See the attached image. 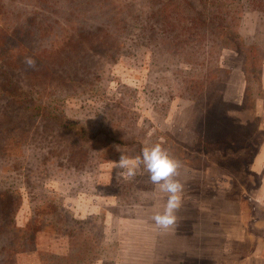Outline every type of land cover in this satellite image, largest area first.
Listing matches in <instances>:
<instances>
[{
  "label": "rangeland",
  "instance_id": "rangeland-1",
  "mask_svg": "<svg viewBox=\"0 0 264 264\" xmlns=\"http://www.w3.org/2000/svg\"><path fill=\"white\" fill-rule=\"evenodd\" d=\"M169 1L0 0L1 49L23 76L44 99L63 93L65 114L93 124L92 141L113 131L104 144L54 132L0 97V264H262L252 258L264 247L261 175L250 164L264 141V0L240 15L225 13L230 0ZM191 7L207 9V25L184 29ZM150 13L160 18L148 24ZM229 33L231 46L214 43ZM248 49L260 53L252 73ZM155 144L181 163L175 216L199 210L195 230L155 225L167 194L142 165L117 179L122 154L135 163Z\"/></svg>",
  "mask_w": 264,
  "mask_h": 264
},
{
  "label": "trees",
  "instance_id": "trees-1",
  "mask_svg": "<svg viewBox=\"0 0 264 264\" xmlns=\"http://www.w3.org/2000/svg\"><path fill=\"white\" fill-rule=\"evenodd\" d=\"M215 1L216 2L220 1L219 7L220 9H224L223 5H225L224 2H226V0L224 2H222V0H215ZM250 1L254 2L255 5L258 4V0H230L231 4H233V7L230 8L229 10H226L225 13H228V14L235 13V14L240 15L242 10H244V6L246 2H250ZM169 2L172 3V0H170ZM163 12H164V9L160 7L159 14H163ZM155 16H158V15H156L155 13H150L148 24L151 23L150 20ZM201 18L208 19L207 9L204 8L202 12L197 11L195 14L192 8V22H190L191 26L189 25L187 27L184 26V29L191 30L193 28V25H196V26L197 25H200V26L207 25V23ZM184 19H186V17H184ZM221 22L223 23V21ZM223 28L222 27L219 28L222 32L221 35H223L224 31L226 30L225 26H223ZM236 34L237 33H235V35H232L231 33H229L227 37H224L223 39H217L218 41L214 40V43H221V44H224V46L225 45L231 46L230 42H236V38H238ZM5 35H7L6 30L0 27V97L3 96L4 99L7 98L9 105H12L13 107H16V108H21L25 110L26 112H29L30 117L38 118L40 122L42 123V125H44L45 128L51 131L75 133V137H78L79 139L92 141V139L88 136L94 134V130L91 128L93 124L91 125L89 129L88 128L89 126L82 123L80 120L70 118L65 114L64 112L65 97L63 93H58L57 95L58 97L53 98V99H48L49 97L47 99H44L45 94L43 92V89L39 88L32 78L23 76L24 72L22 71L21 64L17 61V59L11 56V54L8 53L9 51H3V49H1L2 44L4 45L6 44V41L4 42V39L1 38L3 36L5 37ZM232 38H234V40ZM224 39L227 40V44L225 43ZM240 40H243V39L241 38ZM1 41L4 43H1ZM12 47L13 46H10L9 48H12ZM247 54L248 55L244 58L245 61H244L243 68H244L245 73L247 72L252 73L256 69L255 64L258 61H260L259 60L260 53L259 51H250L248 49ZM71 60L73 61L74 59L72 58ZM245 62H246V65H245ZM263 66L264 64L262 65V67ZM24 79H26V81H23ZM209 79L210 81H212L211 77ZM260 80H262V73L260 76ZM112 132L113 131H110L108 135L106 134L105 138L96 139V137L94 136L93 141H96L97 144L98 143L104 144L105 142L107 143L109 138H112L113 136ZM27 136H28V133L25 131L24 138H26ZM118 140L121 141L122 138ZM60 149L61 150L53 151V153H56L57 151H65L64 147H61ZM46 160H47L46 162H49L50 155L46 157ZM46 171L47 169L45 170V173ZM2 196L3 195L1 194V197ZM0 202H2V198L0 199ZM4 229L5 227L1 223L0 234L6 231Z\"/></svg>",
  "mask_w": 264,
  "mask_h": 264
},
{
  "label": "clouds",
  "instance_id": "clouds-1",
  "mask_svg": "<svg viewBox=\"0 0 264 264\" xmlns=\"http://www.w3.org/2000/svg\"><path fill=\"white\" fill-rule=\"evenodd\" d=\"M26 69H37L36 60L31 56L23 59ZM142 165L148 174L151 183L158 187L159 191L167 194V202L162 213H156L152 220L162 230L171 228L176 220L175 213L182 205L183 184L177 177L181 163L169 155V152L160 144L144 147L140 155L135 158V163L123 154L115 162L117 179H132L136 176L137 166Z\"/></svg>",
  "mask_w": 264,
  "mask_h": 264
},
{
  "label": "crops",
  "instance_id": "crops-1",
  "mask_svg": "<svg viewBox=\"0 0 264 264\" xmlns=\"http://www.w3.org/2000/svg\"><path fill=\"white\" fill-rule=\"evenodd\" d=\"M261 86L262 89L264 90V66L262 68V80H261ZM259 107H260V116L261 118L264 120V98L260 99L259 101ZM250 169L251 171H254L258 174L261 175V180H260V185L258 187L257 193L255 194V200L257 202H259L260 204H264V141L261 144L258 152L255 154L251 164H250ZM216 197V196H215ZM213 196V198H215ZM217 199V197H216ZM198 213L194 216V211H193V215L191 217H189L188 215L186 216V213H183L182 215L180 214H176V226H185L186 224H188L189 226H192V229L194 227L195 230V224L199 223L201 221V212H199V210H197ZM196 211V212H197ZM194 216V217H193ZM208 218H206L205 220V224L208 226L211 222L210 219V215H207ZM214 223H216L215 220H213ZM208 223V224H207ZM183 232V230H182ZM208 236H206L207 238ZM209 238H212L211 236H209ZM261 251H264V247L262 245H260V243L257 244L256 246V251H255V256L252 257L254 259L257 260V262H262V264H264V253H262ZM248 259H250V257H247Z\"/></svg>",
  "mask_w": 264,
  "mask_h": 264
}]
</instances>
